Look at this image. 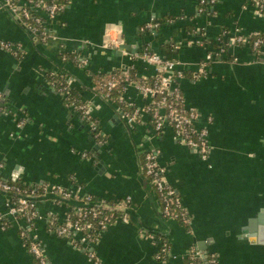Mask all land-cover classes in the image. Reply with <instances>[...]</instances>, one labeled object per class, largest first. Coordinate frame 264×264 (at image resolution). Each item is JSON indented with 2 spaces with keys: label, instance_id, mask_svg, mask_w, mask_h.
<instances>
[{
  "label": "crops",
  "instance_id": "0c3cea01",
  "mask_svg": "<svg viewBox=\"0 0 264 264\" xmlns=\"http://www.w3.org/2000/svg\"><path fill=\"white\" fill-rule=\"evenodd\" d=\"M4 1L0 0V41L18 44L21 54L0 48V93L5 98L0 112L2 176L29 186L79 185L82 195L130 201L129 222L110 226L95 244L82 245L85 250L74 248L73 238L46 229L47 215L60 217L63 205L37 203L39 217L31 234L49 264H97L87 250L98 264H185L191 247L214 253L219 264H264V49L255 61L248 44L233 46L231 61L215 59L205 75L199 74L200 62L212 51L207 41H215L223 29L264 34V16L249 0H215L211 14L199 12L195 0H71L62 14L47 22L50 36L43 43L34 40ZM12 1L22 5L29 0ZM160 17L180 19L154 32L141 31L150 19ZM108 36L122 38L124 45L138 49V55L145 45L155 54L169 41L177 45L178 61L192 74L180 83L185 102L199 114V124L211 122L208 162L179 143L169 126L154 134L146 116L129 129L118 106L95 90L92 73L133 66L141 77L155 74L136 54L104 50ZM65 53L77 55L86 68L61 59ZM59 71L89 107L102 144L45 81L48 73ZM127 96L138 106L144 104L134 90ZM146 151L156 154L165 181L181 197L190 232L161 217L141 167ZM7 201L0 194V215L9 221L8 229L0 228V264H34L20 237L28 224L7 218ZM153 238L168 241V260L155 259Z\"/></svg>",
  "mask_w": 264,
  "mask_h": 264
},
{
  "label": "built area",
  "instance_id": "2783aa9c",
  "mask_svg": "<svg viewBox=\"0 0 264 264\" xmlns=\"http://www.w3.org/2000/svg\"><path fill=\"white\" fill-rule=\"evenodd\" d=\"M71 0H66L70 4ZM197 6H202L208 4V8L203 10L201 7H198V11L201 13H208L209 10L215 5V0H195ZM249 4L261 15L264 16V0H249ZM4 5L6 8L15 15L20 24L29 32L32 36L38 37L42 36L43 42H45L50 34L46 35L44 32H40L38 27L47 29V22L55 20L58 14V11L61 9L60 6L56 3L47 4L44 0H29L24 4H18L12 0H5ZM33 16H38L39 18L35 19V26H32L28 20ZM43 19V20H41ZM170 24H173V21H168ZM159 28V24L155 21V18H152L141 26V31H152L154 32ZM49 32V31H48ZM256 34V33H255ZM255 34H243L240 29L236 28L232 32L225 31L221 32L218 36L226 39L228 36L230 38V43L232 42L234 46H240L244 44L252 45L253 53L255 56V61H259L262 56V51L264 49V41L255 38L252 40V36ZM218 38L216 40H218ZM232 38V40H231ZM124 45L122 38H111L107 37L103 44L102 48L104 50H119ZM0 48L9 52L14 56H19L20 46L18 44H11L5 41H0ZM173 48L177 49V45L174 44ZM147 48H144L141 55L136 54V59L139 60L145 66H151L155 70V74L162 73L160 81L154 82L152 85L146 84H136V83H126L120 92L118 97L119 103L124 104L130 110H122L119 106L120 114L123 118L124 124L129 128L133 129L139 125L142 121L143 116H146L150 122V129L154 134H159L165 126H169L173 130L175 139L195 152L199 158L208 162L210 154V145L208 142L209 137V128L208 125L210 119L207 121L208 124H199V114L197 111L189 108L185 102L180 83L184 79L183 72L185 71L181 63L177 61H165L161 57L155 54H148L146 52ZM79 61L78 67L86 68V62L80 59L77 56ZM207 60L201 61L199 65V74L205 75V70L208 65V61L226 60L227 53L224 49H219L217 51L209 52ZM228 61V60H227ZM231 61V59H230ZM133 68V66H130ZM135 68V67H134ZM136 69V68H135ZM154 74V75H155ZM51 76L57 75L56 72H50ZM66 85H60L61 88L58 89V95L62 100L67 99V92L72 88L71 82L68 77L64 78ZM116 78H111L106 83L107 95L110 94L117 85ZM49 86L54 90V84L50 83ZM134 90L142 99H144V104L142 106L136 105L128 96L127 91ZM159 94L160 100L158 102L153 101V97ZM172 96L173 101H168L167 97ZM3 97L0 93V102ZM174 102L180 103L178 109L174 107ZM152 107V108H151ZM76 114H78L84 122H86L92 129V136L100 144L103 143L102 136L98 131L97 121L92 119L89 114V107L85 103L78 105H71L70 107ZM22 122L17 124V127H21ZM83 157H87L86 154H83ZM142 170L144 176L147 177L151 184L154 186V194L157 197L159 194L162 195L163 203V214L169 219L177 221L182 226L184 224H190V218L187 213V210L183 206L181 197L177 195V191L169 185L164 179V170L157 162V156L153 151H146L142 155ZM33 186V185H32ZM81 186L75 185L72 189H65L61 186H49L45 184L44 190L47 193H56L61 195L65 199H71L74 196L82 197L85 201H89L90 197L88 194H81ZM0 191L8 192L15 191L19 192L22 195L27 193V190L20 189L17 186L10 185L4 180L0 172ZM125 203H130L129 200H123L120 206H124ZM7 218H21L28 224V234L35 240H37L32 234L33 223L39 217L37 203L31 202L27 198H19L16 203H13L12 200L8 197L6 202ZM101 212H91L88 209L84 208H75L73 211H70L65 208V212L59 217L55 214L49 213L47 216L52 215L58 218L59 223L61 224L57 234H54L58 237L63 238H83L84 246H90L95 244L100 235L105 232L110 226L115 225L116 223H125L129 222V219L126 215L120 217L115 223H108V216L100 219L96 227L92 223L82 222L89 217H97ZM0 228L6 230L9 228L8 219L0 215ZM93 229L95 234H98L94 239H90L89 236L85 234L86 230ZM25 230L20 231V237L23 241V245L27 250V253L33 260L35 264H49V261L46 257L42 245L36 244L34 241L30 242L28 248L25 246L26 235ZM73 234L74 237H68V235ZM157 241V242H156ZM74 248L79 249L77 243H72ZM153 244L156 247L155 259L157 261H166L170 257V246L168 243L163 242L159 239L153 238ZM87 255L95 260L97 264L99 263L96 260L93 252L88 250ZM199 259H204L205 263L203 264H219L217 256L214 253H200L195 247H191L188 253L185 256V264H200Z\"/></svg>",
  "mask_w": 264,
  "mask_h": 264
},
{
  "label": "trees",
  "instance_id": "16d2710c",
  "mask_svg": "<svg viewBox=\"0 0 264 264\" xmlns=\"http://www.w3.org/2000/svg\"><path fill=\"white\" fill-rule=\"evenodd\" d=\"M47 4L51 3H56L60 6V10L58 11V14H62L67 6L69 5L66 0H44ZM201 7L203 10L208 8V4H204ZM211 11V10H210ZM209 11V12H210ZM208 12V13H209ZM212 12H210L211 14ZM39 18L38 16H33L28 20V22L31 23L32 26H35V19ZM179 17H170V18H156L155 21L159 24V27L164 26V25H169L170 23L168 22L169 20L176 22L179 20ZM43 20V19H41ZM40 32H44L46 35L49 34L46 29H43L42 27H38ZM228 31L227 29H223V32ZM29 32V31H28ZM150 32V31H149ZM31 34V32H29ZM32 35V34H31ZM34 37V40L38 43H43L42 36ZM255 38H259L264 41V34H255L252 36V40H255ZM232 40V38H231ZM210 46L212 47V51H217L219 49H224L227 53V59H231V54H230V49L231 47L234 46V44L231 42L230 43V38L229 36L226 39H223L222 37H219L218 40L215 41H207ZM174 43L169 41L168 43L162 44L160 47V54H155L152 50H150L148 45H145L144 48H147L146 52L148 54H155L161 57L165 61H177L178 60V51L177 49L173 48ZM250 48L253 51L252 45ZM20 56V54H18ZM60 58L63 60L71 61L75 65H79V61L77 58V55L65 53V54H60ZM211 63V61H208V65ZM192 74L188 71L183 72V78H188L189 76L191 77ZM163 76L162 73H157L151 77H141L138 73L137 70L133 67H126V68H121V69H115L110 73L106 72H99V73H92L91 74V79L93 81V84L95 85V90H97L98 93L102 94L104 97L105 101L108 102L110 105H115L119 106L122 110H130L127 108L124 104L119 103L118 97L120 95V92L122 90V87L126 83H136V84H146V85H152L154 82H159L161 77ZM67 77V75L63 71H59L57 75L51 76L50 73H48L45 76V81L50 84H54V91L58 94V89L61 88L62 85H66V82H64V78ZM116 78L117 80V85L116 88L107 95L106 91V83L111 79V78ZM62 83V85H60ZM67 99L62 100V103L66 107H70L71 105H78L82 103V100L80 98V94L78 91L75 89L71 88L68 90L67 94ZM160 100L159 94L155 95L153 97V101L156 103ZM168 101H173L172 96L167 97ZM174 107L178 109L180 106V103L174 102ZM152 108V107H151ZM5 106L4 103L1 101L0 102V112H4ZM79 116V115H78ZM80 117V116H79ZM81 119V118H80ZM142 167V166H141ZM143 171V170H142ZM144 174V173H143ZM147 180V183L149 185L150 191H154V186L151 184L150 180L145 177ZM4 180L9 183L10 185L17 186L20 189L27 190V193L25 195H22L19 192L15 191H8V192H2L0 191V194L5 195L9 197L13 203H16L19 198H27L31 202L39 203L41 201L46 200L47 197H50V201L55 202L56 204L63 205L66 209L73 211L75 208H84L88 209L91 212H101L97 217H89L83 220L82 222L84 223H92L95 227L97 223L100 221V219L104 218V216H108V223H115L116 220H118L120 217L126 215L129 219V207L130 203H125L124 206H120L118 204H121L123 201H109V200H104V199H97L94 196L88 194L90 197L89 201H85L82 197L74 196L71 199H65L61 195L56 194V193H47L44 190V186L46 183L42 184H37L33 186L25 185L21 183L20 181H11L9 179ZM79 186V185H78ZM177 195H179L177 193ZM156 202L159 205V211L161 214V217L164 219H169L167 216L163 214V203H162V195H158L156 197ZM47 218V224H46V229L49 233L51 234H57L61 224L59 223V220L57 217L49 215L46 217ZM183 227L190 232V224H184ZM98 229V226L96 227ZM141 233L145 234H151L155 238H159L156 234L149 233L147 230L140 229ZM85 234L90 237V239H94L98 234L94 233L93 229L86 230ZM25 235H26V241H25V246L28 248L30 242L34 241L36 244L40 245V242L38 240L33 239L29 234L28 231L25 230ZM68 237H74L73 234L68 235ZM73 243H77L78 248H84L83 243L85 239V235L83 238H73ZM159 240H162L163 242L168 243L165 239L160 238ZM82 246V247H81ZM86 247L84 248V250ZM88 252V250L86 251ZM36 262L34 261V264ZM199 263L203 264L205 263L204 259H199Z\"/></svg>",
  "mask_w": 264,
  "mask_h": 264
},
{
  "label": "water",
  "instance_id": "95a60500",
  "mask_svg": "<svg viewBox=\"0 0 264 264\" xmlns=\"http://www.w3.org/2000/svg\"><path fill=\"white\" fill-rule=\"evenodd\" d=\"M127 52V53H130V54H137L138 53V49H136V48H134V49H132V48H130L129 46H127V45H123L118 51H117V53H118V55H120L122 52ZM3 99H5L4 97H3ZM48 199H50V197H47L46 198V200H48ZM260 218H263V216L261 215L260 216Z\"/></svg>",
  "mask_w": 264,
  "mask_h": 264
}]
</instances>
